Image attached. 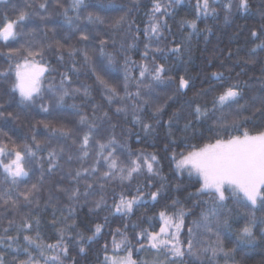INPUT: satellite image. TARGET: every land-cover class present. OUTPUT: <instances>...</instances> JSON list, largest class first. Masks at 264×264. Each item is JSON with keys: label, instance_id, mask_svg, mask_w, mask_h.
Returning a JSON list of instances; mask_svg holds the SVG:
<instances>
[{"label": "snow or ice", "instance_id": "6c2138e0", "mask_svg": "<svg viewBox=\"0 0 264 264\" xmlns=\"http://www.w3.org/2000/svg\"><path fill=\"white\" fill-rule=\"evenodd\" d=\"M182 4L0 0V264H80L93 245L96 264H241L264 241V67L196 89L184 59L252 0L175 21ZM233 55L261 62L264 23Z\"/></svg>", "mask_w": 264, "mask_h": 264}, {"label": "trees", "instance_id": "16d2710c", "mask_svg": "<svg viewBox=\"0 0 264 264\" xmlns=\"http://www.w3.org/2000/svg\"><path fill=\"white\" fill-rule=\"evenodd\" d=\"M119 2V0H116ZM195 0H183V4L177 9V13L174 17L175 21H178L182 17H185L190 11L193 10ZM252 8L248 16L235 19L230 27L223 25L221 21H212L209 20L208 23L210 26H214V31L211 35L207 36V42L205 40V34H201L199 37H194L191 44L190 51V60L189 56H185V61L187 63V73L193 78V81L196 85V89L201 87V81L211 75L214 71H223L226 77H231L235 79L237 73H245L241 76L240 79L247 80L249 77H260L261 69L264 67V55L260 57L259 64H249L247 66L243 65V60L241 57L233 55L231 60L225 62V56L228 53V50L231 49L233 53L236 52L237 48L244 47L246 42V37L248 36V29L252 27L259 28L261 23H264L261 19L260 12L264 10V0H252ZM0 7H3L0 5ZM141 9V14L143 13ZM169 23H173L172 20ZM200 27L203 28L204 24H200ZM175 31V28L173 29ZM250 47V45H249ZM240 61V66H235L237 61ZM224 62L225 67H219L220 64ZM185 70L184 66L181 65L179 68V73H183ZM207 84H204L203 87H207ZM189 96L192 95L190 91ZM174 105L173 107H177ZM172 109H169L171 112ZM167 119V117H165ZM27 131L24 127L18 128L19 135L23 136ZM164 132L165 130H160L158 133V138L156 141H150L157 143V149L162 148L164 144ZM143 145H137L133 143V147H142ZM149 151L154 149L149 148ZM180 149H177L179 151ZM167 173V168H165ZM184 183L187 184V178L185 177ZM188 191H193L192 188H189ZM186 195V193L181 194ZM143 212V210H140ZM138 213L137 215H139ZM257 216L264 215V213L257 212ZM135 219V217L133 218ZM245 223L244 219H239L237 223L233 224L232 240L235 241L236 233L238 229L243 226ZM103 241H101L102 243ZM227 244V242H226ZM228 247L232 245L228 244ZM97 245H93L92 251L88 253L86 259H80V264H96V249ZM75 254V253H73ZM102 258V257H101ZM236 260L240 261L241 264H264V241H261L259 237L255 242V246L244 245L243 251H238L236 253Z\"/></svg>", "mask_w": 264, "mask_h": 264}]
</instances>
